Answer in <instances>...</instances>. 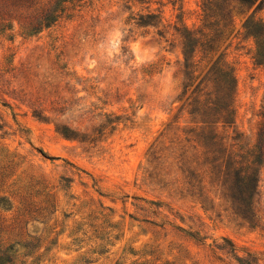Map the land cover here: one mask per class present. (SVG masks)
Listing matches in <instances>:
<instances>
[{
  "label": "rangeland",
  "instance_id": "374dc122",
  "mask_svg": "<svg viewBox=\"0 0 264 264\" xmlns=\"http://www.w3.org/2000/svg\"><path fill=\"white\" fill-rule=\"evenodd\" d=\"M143 1L0 14V264H264V66L244 27L264 19V0L188 69L175 28L202 25V0ZM149 12L158 28L137 23ZM218 60L234 75V116L215 130ZM197 98L209 106L196 116ZM195 122L254 169L256 190L200 183L185 142Z\"/></svg>",
  "mask_w": 264,
  "mask_h": 264
},
{
  "label": "trees",
  "instance_id": "16d2710c",
  "mask_svg": "<svg viewBox=\"0 0 264 264\" xmlns=\"http://www.w3.org/2000/svg\"><path fill=\"white\" fill-rule=\"evenodd\" d=\"M137 2H144L143 0H136ZM35 0H0V14L8 15H21L28 9L32 8ZM258 3V7H262L263 0H202V25L197 29H185L181 31L175 28L177 34L182 39L184 55L186 58L191 53H205L207 51L216 52L221 45L223 38L232 29L235 17L238 13H245L247 9L251 8ZM57 10L55 8L51 12L42 11L40 15V24L49 26L53 17L52 14ZM155 17L152 12L140 15L139 25H150L159 27V25L151 23L148 19ZM133 18V17H132ZM248 35L252 36L256 42V50L254 60L257 65L264 66V19L256 18L252 15L244 24ZM164 31L159 29L158 34L165 37ZM168 39H166L167 41ZM193 48V49H192ZM191 50L188 52V50ZM210 74H219L222 81L221 90L217 93L216 102H212L217 113H220V119L216 122L215 130L219 127H227L232 124V117L234 116V75L228 66L222 60H218L214 67H212ZM195 110L192 115H200V112L206 107L208 108L209 102L197 98L194 100ZM196 126L189 129L185 135V142L192 143L195 153L192 155L198 167V177L200 183L210 187L220 186V180L228 182L233 179V183L238 188L251 192L256 190L257 175L254 169L247 165L245 162H238L236 157L233 162V154L230 153L227 158L222 155L221 147L225 146L222 142L223 139H218L217 135L212 137L211 132H207L209 126H199V122H195ZM204 123V122H203ZM205 125V123L203 124ZM211 134V135H210ZM65 137H68L65 135ZM207 147V150L202 151ZM188 152V151H187ZM257 156L260 161L264 163V124L262 126L258 145ZM228 159V160H226ZM231 169H234L231 171ZM223 177V178H222ZM227 182V183H228ZM225 185L223 184L222 187ZM247 264H257L251 259ZM253 261V262H252Z\"/></svg>",
  "mask_w": 264,
  "mask_h": 264
}]
</instances>
